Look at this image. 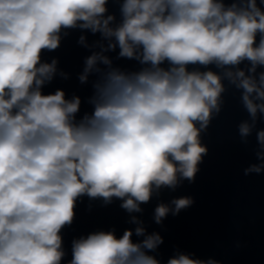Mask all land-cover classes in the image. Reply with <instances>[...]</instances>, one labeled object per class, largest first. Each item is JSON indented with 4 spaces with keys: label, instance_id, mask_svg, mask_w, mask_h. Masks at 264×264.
I'll return each instance as SVG.
<instances>
[{
    "label": "clouds",
    "instance_id": "9594fccd",
    "mask_svg": "<svg viewBox=\"0 0 264 264\" xmlns=\"http://www.w3.org/2000/svg\"><path fill=\"white\" fill-rule=\"evenodd\" d=\"M117 2L118 22L109 0H0V264H61V231L85 195L106 205L121 200L136 227L120 237L112 230L73 240L69 264H161L149 253L163 238L132 214L162 189L194 182L208 151L201 133L221 112L224 82L242 90L249 114L238 125L242 143L264 116V71H257L264 68V10L257 0ZM68 29L101 36L92 45L84 35L78 40L99 49L78 77L84 84L97 76L93 110L80 119L79 96L42 91L58 74L57 59L45 62L42 54L56 50ZM117 48L118 59L135 60L140 70L115 67L106 53ZM256 140L259 163L245 175L264 172V129ZM193 203L161 202L153 219L161 224ZM133 234L143 239L134 242ZM167 264L219 261L177 252Z\"/></svg>",
    "mask_w": 264,
    "mask_h": 264
},
{
    "label": "water",
    "instance_id": "95a60500",
    "mask_svg": "<svg viewBox=\"0 0 264 264\" xmlns=\"http://www.w3.org/2000/svg\"><path fill=\"white\" fill-rule=\"evenodd\" d=\"M230 3L231 0H225ZM259 6L264 10V5ZM108 14L120 20L119 2L109 0ZM60 46L53 51L45 50L42 59L58 61V74L42 91L54 94L57 89L63 90L66 98L74 95L81 98L80 112L77 119L85 113L92 112L88 103L93 95L95 74L90 75L88 82L81 84L78 77L84 68L85 59L98 51V48H85L78 43L84 35L89 45L101 39L99 33L88 30L68 29ZM259 37L257 38V40ZM119 48L108 52L113 65L125 71H138L141 65L135 60L117 58ZM167 67V65H163ZM247 62L240 65L246 68ZM103 67V66H101ZM192 66H189L191 70ZM209 68L220 71L214 65ZM200 70H206L201 68ZM264 71V68L257 70ZM67 74V79L59 75ZM223 93V105L219 115L214 116L206 131L201 133V143L207 147V154L198 165L194 182L184 180L174 191L162 189L158 196L142 204V213H134L147 233L157 232L163 243L154 255L161 264H167L169 258L177 252L189 254L192 258L214 259L219 264H264V172L245 175L244 170L251 164L259 163L256 158V131L264 129V116L256 124V129L242 143L238 134V125L249 119V114L241 103V91L228 85ZM191 197L194 203L181 210L177 215L169 214L161 224L155 223L154 209L163 202L169 203L174 198ZM121 200L114 198L112 203L104 204L102 199H90L83 196L77 200L75 218L70 226L61 231L65 256L61 264H69L72 259V242L80 237L97 231H115L117 237L124 231L134 232L135 224L129 222L130 214L121 208ZM133 241L142 240L133 234Z\"/></svg>",
    "mask_w": 264,
    "mask_h": 264
}]
</instances>
